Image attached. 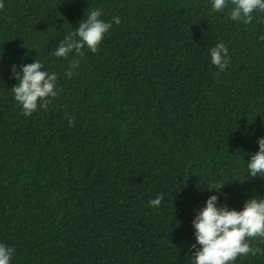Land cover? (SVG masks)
I'll return each mask as SVG.
<instances>
[{"label":"trees","instance_id":"obj_1","mask_svg":"<svg viewBox=\"0 0 264 264\" xmlns=\"http://www.w3.org/2000/svg\"><path fill=\"white\" fill-rule=\"evenodd\" d=\"M92 9L112 22L98 50L56 57ZM228 11L211 0H0V242L11 264H192V221L209 196L237 210L264 197V176L246 170L264 136V12L243 24ZM218 42L223 70L209 59ZM37 60L58 95L24 116L11 88ZM249 243L256 254L234 264H264V238Z\"/></svg>","mask_w":264,"mask_h":264},{"label":"clouds","instance_id":"obj_2","mask_svg":"<svg viewBox=\"0 0 264 264\" xmlns=\"http://www.w3.org/2000/svg\"><path fill=\"white\" fill-rule=\"evenodd\" d=\"M230 5V7H229ZM211 9L224 12L229 9L231 20L248 24L252 21L254 11L264 12V0H211ZM100 9H92L76 29L79 38L73 43H61L55 50L56 57H67V54L76 49L80 54L82 48L91 52L98 50L107 31L112 27L111 21L101 19ZM116 24L118 17H113ZM264 39V36L259 37ZM212 65L223 70L228 65V48L223 42H218L208 49ZM79 61L70 64L75 68ZM66 75L71 76V70ZM18 83L11 88L14 100L21 107L24 116H30L38 106L44 108L49 98L58 95L57 76L55 72L42 70V63L37 60L24 64L15 75ZM71 123V119L69 120ZM258 150L247 161V173L252 176H264V136L257 138ZM214 186L212 189H218ZM161 195H157L148 203L158 207ZM218 197L211 195L204 206L194 217L192 224L195 229V241L199 245L194 254L190 255L192 264H234L237 257L255 255L256 249L251 247L249 240L254 237L264 238V197L253 196L247 199L242 208L229 209L217 205ZM13 248L0 242V264H11Z\"/></svg>","mask_w":264,"mask_h":264}]
</instances>
